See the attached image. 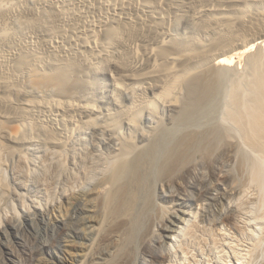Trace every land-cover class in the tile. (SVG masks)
Returning <instances> with one entry per match:
<instances>
[{
    "label": "bare ground",
    "instance_id": "bare-ground-1",
    "mask_svg": "<svg viewBox=\"0 0 264 264\" xmlns=\"http://www.w3.org/2000/svg\"><path fill=\"white\" fill-rule=\"evenodd\" d=\"M86 2L0 0V240L2 220L28 210L33 189L35 209L51 203L66 215L76 200L84 206L66 218L61 264L75 255L76 264H133L137 244L152 251L165 220L157 188L196 162L214 168L222 154L239 172L213 174L219 196L238 194L227 219L254 238L245 214L257 211L264 226V0H110L82 28ZM239 47L249 52L244 72L228 56ZM99 63L111 65L107 98L95 81ZM193 222L159 256L163 264L206 231Z\"/></svg>",
    "mask_w": 264,
    "mask_h": 264
},
{
    "label": "rangeland",
    "instance_id": "rangeland-1",
    "mask_svg": "<svg viewBox=\"0 0 264 264\" xmlns=\"http://www.w3.org/2000/svg\"><path fill=\"white\" fill-rule=\"evenodd\" d=\"M89 1L90 2L93 1L94 4L96 5H94L93 2L89 3ZM103 1L104 0L102 1L101 0H97V1L88 0V3L87 2L86 3L88 4L87 7H89V10L86 7L87 5L86 3L83 4L85 6L81 5L82 3L80 4V6H82L84 10L77 3H75L76 5H74V3L72 4V6H74L72 7L73 10L76 9L77 11V9L78 10L79 8L81 9L79 10V12L83 10L85 13H87V11L85 10H88V11L91 10V13L89 12L88 14H86L88 15L86 17H91V19L89 18L88 20V18H85L88 21L86 22L85 20V22H83L82 24L79 21L80 25H82L81 26L82 28H84L83 25L85 24L87 25V23H89L91 20H94L92 22L95 23V20L97 19L98 14L99 15L101 14L105 6L106 8L109 6L110 0L109 1L106 0V2L104 1L105 4H103L104 3ZM99 3H101L103 6L100 5ZM89 4L94 5V6L90 5L92 9L90 8ZM95 6H97L98 9H95ZM98 10H101V11L99 12ZM83 11L81 13H83ZM92 12L94 13L92 14ZM66 15L68 18L64 17V19H67L65 21L68 24V20L70 16L67 13L65 14V16ZM92 22H90L89 24H92ZM67 26L65 28L68 31L69 27ZM184 26L185 25L182 24L181 27L179 26L180 29L178 28L180 35L182 31L186 32V28H185L186 26L185 27ZM184 32L182 34H184ZM231 50H229V52L230 51L231 52L230 53L228 52L229 53L228 56H233L235 59L236 65H238L239 68L242 67L241 70H243L244 72L245 68L243 69V67H246L245 58L249 52L245 51V47H239V48H235L234 50L233 49ZM107 65L111 66L110 64H107ZM107 65L106 64H101V66L99 65L100 68H99L98 74L97 76H95L96 77L95 81L96 80L100 81V82L98 81V83H100V85H98L99 87L102 84L105 85L103 87L102 86L100 87L101 88L100 91L103 92V96L104 94L107 93V95L105 96L106 98L111 93L109 89L110 90L112 89L111 88L112 85L109 86V84H111V81L110 79H108V72H109V69H111V67L109 68ZM99 72H101V74ZM98 77H101V78L98 79ZM92 78H94V76H92ZM226 82L229 83V81H226ZM227 86L229 87V84L226 85L225 87L223 85L222 93L225 91L226 92L228 91ZM225 94L226 93H223L222 95L219 96V99L217 100V102H215L216 106L213 105L214 106L213 109L216 111L217 114L219 113V110L221 111L220 108L222 106H225V104H223V103H226L224 100V97L226 96ZM218 102L220 103L222 102L221 107L219 106L220 103ZM46 114L48 115V113ZM169 126L172 127V124H169L168 127ZM230 158L231 157H229L228 155L222 154L220 158L214 161V165H215L214 168H210L209 166H204L205 164L200 161H199V164H197L196 162L194 166L195 169H192L193 171L191 170L190 172H187V171L184 172L180 178L175 179L173 182L170 183V185L165 187L162 191H160V189L158 190L157 188V192L155 195L156 201H157L156 203H158V205L160 204L159 206H162V207L163 205H165L164 206L166 209V210L164 209L166 213L165 218H164L165 220L158 223L157 225L158 233L156 237L153 239V241H151L152 246H153L152 251H143L140 249V244L139 243L137 244L136 251H138V253L135 256V260L133 264H163L160 261L159 256L168 252L169 247H171V244L174 241L173 239L179 240L180 238L182 240V237L184 238L185 232L183 231L185 230L183 228L187 229L188 227H186V225L190 226L191 225L190 223L193 221L198 222L199 225H201L202 227L204 226L206 228V231L203 230V233L201 234V238L204 236L202 238L203 242H201L200 240L201 238L197 240L199 244L203 243V245H195L197 243L196 241L190 247L191 250L188 251L187 253L189 256L186 253L185 254L187 256L184 253H183L184 255H182L181 253V256L175 255L176 257V258L174 257L175 261L173 260V262L175 263L173 264H224L225 262H226L225 264H240V263L241 264H264V240H262L264 238V232H263L264 226H261L263 227V231H262L258 218L256 217L258 215L257 211H254L253 213V212H250L253 210H250L249 212L251 214L248 212L250 214L249 216H246V214L248 215V213L245 214V220L246 221L248 220L247 222L250 221L249 223L250 225H248L247 223V226L248 228L250 226V229L248 228L247 229L250 231L251 229H253L252 231L254 230L256 231L257 229L258 231H261L262 233L260 232L261 233L260 234L259 232L256 231L257 232L256 233L254 231V238H250V237L248 238V236L244 234L240 235L241 233L237 232L232 227V224L228 221L229 219H227V218H230V213H231L230 208L228 206V201L230 199L236 198V196L238 197V194L233 193V194H228L226 196H223V195L219 196L220 187L218 186V182L216 181L215 177H213L214 172L218 173L221 169V171L225 170L224 171L225 174H228L227 171L229 170L228 172H230L231 170L232 172L230 173L234 174L235 176H239V172L237 173L238 171V168L236 165L237 161L234 159V157H232V159ZM210 169H213V171ZM8 176H9V173H8ZM181 179L182 181H180ZM177 181L180 183H178ZM223 187L228 188L226 184L223 185ZM32 190H30V192L25 193V197H27L26 203L29 205V209L26 211L19 210L18 217L10 218L9 221H6V219H4L1 222L3 234L1 235V240H0V259L2 260V264H61L67 261V254L65 252V244L63 243V240H62L64 229L68 227V224L66 223V218L74 216L79 211H81L84 206L81 204V201L76 200L71 206H69V209L66 211L67 212L66 215H62V213L60 212V208L57 205L56 206L52 205L51 203L47 204L44 202L42 207H39L40 209L39 208L35 209L34 207L30 205L31 203L28 200H32V198L36 199L37 196L39 195L36 191L34 192V190L33 191ZM254 224H257V225H254ZM255 226L257 227L259 226L260 230L258 229L259 227L257 228ZM207 227H208V230H207ZM76 228L74 226V229L79 231V229H76ZM181 228L183 229V231L181 230ZM210 229L212 232L214 231L215 233L213 232V234H211L212 232H210ZM204 231L207 233H204ZM223 233H224V236H223ZM228 233H229V239H227ZM73 234L74 233L72 232L71 235L73 236ZM215 234L217 237L214 236ZM255 234L257 235L255 236ZM230 235H232L233 238ZM216 238H218L219 243L216 240ZM222 238H224V240ZM238 238L240 241L238 240ZM177 240L173 242L174 245L177 244L178 242ZM181 240H179V242ZM213 240H216V241L213 242ZM259 240H262V241H259ZM228 242H231V243H229L228 245ZM258 242L260 244L259 246H258ZM217 244H220V245H217ZM209 245H211L212 247ZM198 246L200 248H202L203 246V248L202 249L197 248ZM218 248H219V251H218ZM244 248L245 249L248 248V249L245 250ZM252 248H255V249L251 251ZM215 249H217V251H215ZM106 251L107 250H105L101 254L100 256L101 259H105L110 254L109 251L108 253H106ZM244 252L245 253L248 252V254L250 252V255L246 256ZM252 252H254V254H252ZM8 253H9V256H11V258L13 257V259L8 260ZM236 255H239V256H236ZM39 258H41L40 260L41 262L36 261ZM184 259L185 261H183ZM186 259H189V260L186 261ZM78 261H79V255H75V259L72 260L71 264H76Z\"/></svg>",
    "mask_w": 264,
    "mask_h": 264
}]
</instances>
